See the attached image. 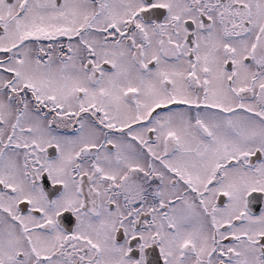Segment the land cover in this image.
Returning a JSON list of instances; mask_svg holds the SVG:
<instances>
[{
    "label": "snow or ice",
    "instance_id": "snow-or-ice-1",
    "mask_svg": "<svg viewBox=\"0 0 264 264\" xmlns=\"http://www.w3.org/2000/svg\"><path fill=\"white\" fill-rule=\"evenodd\" d=\"M0 264H264V0H0Z\"/></svg>",
    "mask_w": 264,
    "mask_h": 264
}]
</instances>
